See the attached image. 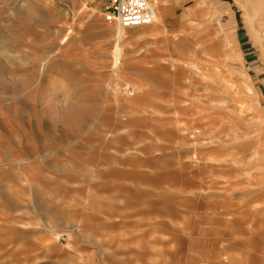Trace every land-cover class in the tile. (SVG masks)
<instances>
[{
    "label": "rangeland",
    "instance_id": "rangeland-1",
    "mask_svg": "<svg viewBox=\"0 0 264 264\" xmlns=\"http://www.w3.org/2000/svg\"><path fill=\"white\" fill-rule=\"evenodd\" d=\"M107 1L0 0V264H264V0Z\"/></svg>",
    "mask_w": 264,
    "mask_h": 264
},
{
    "label": "built area",
    "instance_id": "built-area-1",
    "mask_svg": "<svg viewBox=\"0 0 264 264\" xmlns=\"http://www.w3.org/2000/svg\"><path fill=\"white\" fill-rule=\"evenodd\" d=\"M155 14V8L149 0H108L104 10L107 22L123 27L149 25Z\"/></svg>",
    "mask_w": 264,
    "mask_h": 264
},
{
    "label": "bare ground",
    "instance_id": "bare-ground-1",
    "mask_svg": "<svg viewBox=\"0 0 264 264\" xmlns=\"http://www.w3.org/2000/svg\"><path fill=\"white\" fill-rule=\"evenodd\" d=\"M9 1V0H8ZM162 2H163V0H162ZM153 7L155 8V12H156V14H155V18H154V20H153V22H156V21H162L163 20V15L162 14H159L158 15V9H159V7L161 6V5H164V2L163 3H159L158 4V0H155V2L153 3ZM162 8V7H161ZM152 22V23H153ZM118 26V28H122V29H125V27H123L122 25H119V24H117Z\"/></svg>",
    "mask_w": 264,
    "mask_h": 264
}]
</instances>
